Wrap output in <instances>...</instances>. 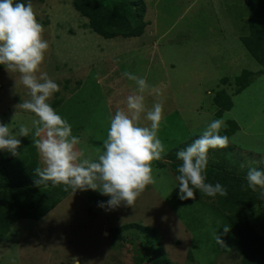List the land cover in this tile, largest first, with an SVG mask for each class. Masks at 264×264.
<instances>
[{
	"label": "rangeland",
	"instance_id": "rangeland-1",
	"mask_svg": "<svg viewBox=\"0 0 264 264\" xmlns=\"http://www.w3.org/2000/svg\"><path fill=\"white\" fill-rule=\"evenodd\" d=\"M72 1L31 0L49 43L41 70L60 88L48 103L57 102L53 108L86 144L84 150L97 152L90 159L95 160L103 151L110 119L117 109L127 110L126 98L137 93L136 83L123 73L143 77L163 91L158 137L166 155L152 163L156 183L132 206L101 208L98 204L110 197L76 190L40 221L20 220L17 233H9L0 244V264H74L73 257L80 264H158L153 256L159 243L171 264H241L238 233L225 214L214 199L180 200L178 181L165 158L187 138L200 137L210 122L223 119L237 125L228 147L219 150L226 153V169H264V75L254 76L234 95V79L242 71L262 69L240 42L248 34L246 0H144V33L128 39H104L91 32ZM98 1L110 6L116 0ZM221 88L231 95L232 108L216 117L212 98ZM144 96L151 108L157 97L149 91ZM29 99L19 73L0 68V124L10 127L6 120L13 116V132L25 125L32 129L28 138L34 141L36 117L18 107ZM139 123L150 122L142 115ZM216 163L211 152L206 171L213 172ZM246 215L264 239V202ZM128 224L144 232H112ZM224 224L230 231L221 238L230 251L213 238L214 231L223 233Z\"/></svg>",
	"mask_w": 264,
	"mask_h": 264
},
{
	"label": "clouds",
	"instance_id": "clouds-1",
	"mask_svg": "<svg viewBox=\"0 0 264 264\" xmlns=\"http://www.w3.org/2000/svg\"><path fill=\"white\" fill-rule=\"evenodd\" d=\"M44 26L38 21L31 0H0V65L7 72L19 73L20 83L29 89L30 99L18 104V107L33 113L35 129L34 141L44 167L35 168L39 177L37 185L51 182L53 186L64 185L76 190L98 191L110 199L98 206L115 209L121 203L132 206L148 185L156 183L152 163L166 155L164 143L158 137V131L164 119L163 91L151 86L143 77L125 71L123 76L134 81L137 93L126 98V109H117L110 119L107 137L103 142V151L95 160L80 159L76 150L79 138L72 134V127L48 103L59 85L41 70L49 43L44 39ZM149 91L157 97L151 108L145 103L144 93ZM143 115L149 123L141 126ZM227 124L223 119H215L208 124L202 135L186 148L176 153L182 163L176 176L179 199L196 200L198 189L209 197H226L228 189L221 183H206L205 170L208 165L210 149L228 147L229 137L220 135ZM32 129L21 125L13 132L8 124H0V150L18 155L21 146L18 137H28ZM244 165L241 164V168ZM247 188L258 193L264 200V169L249 167L246 177ZM223 233L213 232L217 245L230 251L222 235L230 231V226L222 225ZM74 264H80L73 257Z\"/></svg>",
	"mask_w": 264,
	"mask_h": 264
},
{
	"label": "trees",
	"instance_id": "trees-1",
	"mask_svg": "<svg viewBox=\"0 0 264 264\" xmlns=\"http://www.w3.org/2000/svg\"><path fill=\"white\" fill-rule=\"evenodd\" d=\"M248 8V34L240 38V42L250 56L261 66V74L264 75V0H246ZM73 9L87 20V28L104 39L121 37L124 39L140 37L147 25L145 21L146 5L144 0H116L110 6L101 5L98 0H73ZM3 66L0 65V68ZM249 71H242L234 79L236 87L234 95L247 88L254 76ZM226 83L227 79L221 80ZM212 103L217 108L216 117L231 110L232 101L223 88L213 94ZM57 102L52 104L57 106ZM227 128L221 129L220 135L231 137L237 130L234 121H227ZM199 138V137H198ZM195 139L174 148L167 155V166L173 176L179 175L177 169L182 163L177 159L176 153ZM220 148L210 149L217 163L213 172L205 170L206 183H221L228 189V195L221 197H209L198 189H194L196 196L215 201L218 209L222 211L227 221L235 228L239 237L241 252V264H264V239L260 237L250 225L246 212L253 207L261 205L258 193L247 188L245 179L247 171H228L226 153H220ZM163 166V165H162ZM38 165L30 161L22 165L17 155H12L6 150H0V244L8 235L14 223L19 219L40 221L49 212L56 208L63 200L73 193L69 187L67 191L64 185H55L43 182L35 183L39 177L35 174ZM127 229L141 231L136 224L124 225L112 232H120ZM145 228H142L144 232ZM141 231V232H142ZM151 232H153L151 230ZM159 243V241H158ZM159 243L153 256L158 264H171L165 259L163 249ZM159 249V250H158ZM154 254V252H152ZM151 254V255H152Z\"/></svg>",
	"mask_w": 264,
	"mask_h": 264
},
{
	"label": "crops",
	"instance_id": "crops-1",
	"mask_svg": "<svg viewBox=\"0 0 264 264\" xmlns=\"http://www.w3.org/2000/svg\"><path fill=\"white\" fill-rule=\"evenodd\" d=\"M262 69L260 70H257L254 72V74H257L258 76H261L262 74L260 73ZM253 73V72H252ZM263 76V75H262ZM75 95V94H74ZM73 96V95H72ZM8 123H11V126H10V129H14V117L12 116L10 120H6ZM79 138V137H78ZM35 139H37L35 137ZM188 140H190V138H187L185 140V142H187ZM35 141V140H34ZM34 141H32L30 138L28 137H24L22 140H21V146L20 148L17 149V152H18V157L22 163V165H25L27 164L28 162L30 161H34L37 163L38 167L39 168H43L44 167V164L42 162V159H41V156H40V153L38 151V149L35 147V144H34ZM183 142V143H185ZM182 144V143H181ZM180 144V145H181ZM86 144H83V142L81 141V139H79V143L76 145V146H83V150H77L79 151L82 155V157H80V159H91V157H93L94 155H96V151L95 150H90L88 147L84 150V146ZM178 145V146H180ZM75 146V147H76ZM176 146V148L178 147ZM175 148V147H174ZM173 150V148L171 149ZM93 155V156H92ZM164 163V162H163ZM147 191V190H146ZM20 220H26V219H19L17 220L14 225L12 226L11 230L9 231V233H14L16 234L18 229L16 228V231L14 232V228L15 226L17 225L18 222H20ZM28 220V219H27ZM13 231V232H12ZM8 233V235H9ZM6 235V236H8ZM6 236L3 238L5 239ZM10 236V235H9ZM3 241V240H2ZM2 243V242H1Z\"/></svg>",
	"mask_w": 264,
	"mask_h": 264
}]
</instances>
